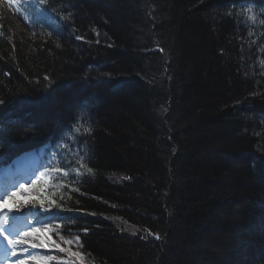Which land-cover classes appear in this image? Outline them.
Returning <instances> with one entry per match:
<instances>
[{
	"label": "trees",
	"instance_id": "1",
	"mask_svg": "<svg viewBox=\"0 0 264 264\" xmlns=\"http://www.w3.org/2000/svg\"><path fill=\"white\" fill-rule=\"evenodd\" d=\"M261 9L0 0V172L45 148L51 182L27 217L82 243L75 257L42 251L78 264H264ZM44 196L55 203L41 208Z\"/></svg>",
	"mask_w": 264,
	"mask_h": 264
},
{
	"label": "rangeland",
	"instance_id": "2",
	"mask_svg": "<svg viewBox=\"0 0 264 264\" xmlns=\"http://www.w3.org/2000/svg\"><path fill=\"white\" fill-rule=\"evenodd\" d=\"M219 82V86H223L225 81L223 78L221 80L219 77L217 78ZM23 164H19L15 166L14 171H10V169L6 170L5 173L0 176V196H3V200L0 201V207L3 208V211H0V217L7 215L9 217V223L6 227L11 231V236H15L17 233L22 231H27L32 227L41 229V232L36 234V236L31 237L29 241L40 243L41 241L47 242L48 246L44 247L45 249L49 250H59L57 249L53 241L56 244H59L60 247L68 249V251H79L81 250V238L77 235H64L61 232L57 231L56 228L53 226L42 224V225H33L30 221L26 219L25 212L23 208L20 211H16L14 208L13 200L9 199L13 192H16L17 195L15 196L16 201H28L30 197L35 196L39 197L41 194L38 193V189L33 185H37L43 187V184H46L50 181L49 177L44 174L43 165L38 163V159L36 156L30 158H23ZM210 179V178H209ZM221 179V177L219 178ZM213 180V179H210ZM23 184L25 189L30 191L28 194L27 192L20 191V185ZM215 186V185H214ZM7 195H4V193ZM240 208H242V204H239ZM8 209H13V211H8ZM230 212V210H229ZM50 229V231H48ZM51 237V240L48 239ZM78 238V239H77ZM68 240L72 241V244L69 245L67 243ZM0 256H3V260L0 261V264H9V260H16V257H11L10 251L8 255H4L5 248H10L7 245V242L0 237ZM22 248H29V252L31 253V258L29 257L28 253L22 252ZM2 250V251H1ZM17 252L21 253L19 256L20 259L28 260V264H44L47 261V264H76L74 261H69L66 258H63L57 254L44 252L41 248L31 249L28 244L23 246L17 247ZM210 264H215L210 261Z\"/></svg>",
	"mask_w": 264,
	"mask_h": 264
},
{
	"label": "snow or ice",
	"instance_id": "3",
	"mask_svg": "<svg viewBox=\"0 0 264 264\" xmlns=\"http://www.w3.org/2000/svg\"><path fill=\"white\" fill-rule=\"evenodd\" d=\"M40 3L43 4L44 0H40ZM261 11H264V9H261ZM248 12H250V13L252 12V8L251 7L248 8ZM250 19L255 21L256 16L253 15V16L250 17ZM77 38L79 39L80 37H77ZM45 79H47V77ZM5 104H6V101L4 99H0V106H4ZM0 111H2V107H0ZM77 131H79V129H77ZM0 159H3V156H0ZM89 171H91V169H89ZM33 186H35V185H33ZM20 191L21 192L25 191V186L23 184L20 185ZM40 191H41V193H43L44 190L41 189ZM4 195H7V193L5 192ZM16 195H17V193L13 192L12 195L9 197V199L13 200V204H14L15 210L16 211H20L21 208H23L24 205L26 203H28V201H24V202L16 201L15 200V196ZM2 200H3V196H0V201H2ZM45 200H47L49 204H54L55 203V201L51 200L47 196H44L42 199H39L36 202H38L40 204L41 208H44V201ZM0 211H3L2 207H0ZM8 211H13V209H8ZM8 223H9V217L7 215H4L3 217H0V237H2L3 240L7 242V245L10 246V248H5L4 255L7 256L8 252L10 251L11 257H16L17 258L14 261L13 260H9V264H28V260L19 258L21 253H18L17 250H16L18 246H23L25 244H28L31 249L44 248V247L48 246L47 242H45V241H41L40 243H35V242H31V241H29L27 239L28 237L36 236V234L41 232V229L32 227V228H30L27 231H22V232L17 233L13 237L10 234L12 230H10V229H8L6 227V225H8ZM259 227H260L261 231H264V223H261V225ZM48 231H50V229ZM157 238H159V237H157ZM48 239L51 240V237H48ZM52 243L54 244V246L57 249H59L60 252L68 251V249L60 247V245L56 244L54 241ZM67 243L69 245H71L72 241L68 240ZM22 252L28 253L29 257L31 258V253L29 252V248H22ZM71 255L75 257V256H79L80 253L71 252ZM0 258H2V257H0ZM44 264H47V261H45Z\"/></svg>",
	"mask_w": 264,
	"mask_h": 264
},
{
	"label": "bare ground",
	"instance_id": "4",
	"mask_svg": "<svg viewBox=\"0 0 264 264\" xmlns=\"http://www.w3.org/2000/svg\"><path fill=\"white\" fill-rule=\"evenodd\" d=\"M26 158H30V156H28V157H26ZM31 159V158H30ZM24 163V161L22 160V159H20L18 162H17V164H23Z\"/></svg>",
	"mask_w": 264,
	"mask_h": 264
}]
</instances>
